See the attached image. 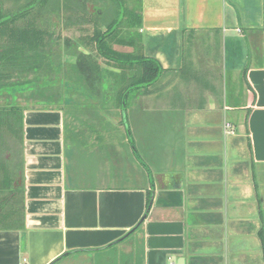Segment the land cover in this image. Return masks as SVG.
Listing matches in <instances>:
<instances>
[{
  "label": "crops",
  "instance_id": "crops-1",
  "mask_svg": "<svg viewBox=\"0 0 264 264\" xmlns=\"http://www.w3.org/2000/svg\"><path fill=\"white\" fill-rule=\"evenodd\" d=\"M133 1L162 73L102 114L109 131L59 102L23 110L0 264H264V0Z\"/></svg>",
  "mask_w": 264,
  "mask_h": 264
},
{
  "label": "trees",
  "instance_id": "trees-1",
  "mask_svg": "<svg viewBox=\"0 0 264 264\" xmlns=\"http://www.w3.org/2000/svg\"><path fill=\"white\" fill-rule=\"evenodd\" d=\"M111 1L119 9L117 17L112 18L103 28L99 24V19H102L99 10L89 16L93 29L91 34L83 38L87 48H80L72 55L74 61L71 69L73 78L81 83L86 95L105 102L109 98L107 96L104 98L103 95V69L98 58L102 59L106 65L121 70L124 84L116 90V99L120 108L124 110L128 95L137 89L147 91L158 79L163 68L158 60L145 56L139 51L138 44L136 46L133 37L129 36L125 40L117 36L118 27L124 16L128 27H138L140 14L135 15L133 9H126V0ZM58 7L57 0H32L17 11H0V96H4V102L0 103V204L3 200H11L10 210L0 214V226H4L2 224L4 221L7 222L5 225L8 227L22 225L20 192L18 188L13 187V180L18 176L17 165L20 163L22 112L27 107L36 106L37 102L22 103L18 99H30L24 94L29 93L31 89L41 87L37 86L36 81L27 80L30 73H36L41 69L53 70L57 73L62 66V61H59L52 46L55 43L53 41L55 25L44 21L45 15L57 10ZM126 35H128L127 32ZM64 42L66 45H72L67 38ZM114 44L132 49L117 51L113 47ZM92 51H95L94 54ZM6 135H11V138H16L19 142L18 148H15L18 159L17 161L12 160V163L3 155L7 146L10 147L13 144L12 141H7ZM150 201L151 194L147 198V208ZM90 251L92 249L67 251L51 264L70 254Z\"/></svg>",
  "mask_w": 264,
  "mask_h": 264
},
{
  "label": "rangeland",
  "instance_id": "rangeland-1",
  "mask_svg": "<svg viewBox=\"0 0 264 264\" xmlns=\"http://www.w3.org/2000/svg\"><path fill=\"white\" fill-rule=\"evenodd\" d=\"M32 0H0V11H17ZM58 9L48 12L45 15L44 21L49 24L55 25L53 50L58 55L59 61H62V66L57 73L53 70H42L36 73H30L27 77L29 79L36 81L37 86H41L37 89L29 90V93H23L24 96L30 97L28 103H36L39 101L46 102L50 105L55 102H59L61 106L64 107L66 111L67 124H72L75 115L82 116L83 120L76 121L80 123V127L84 129L85 135L89 133H94L97 129L101 128L100 124L103 122L106 125L108 131L113 129L111 122L106 120V116H112L114 119H120L121 108L117 103L116 90L124 84V79L122 78V71L118 68H113L106 65L102 59L98 58L102 69L103 83L102 87L104 89V98L107 96L108 101L96 100L93 97L86 95L82 89L81 83L75 81L73 78V71L71 69V64L74 61L73 54L77 53L80 48H87L83 38L86 35L91 34L93 29L92 21L89 16H92L94 12L100 11L102 14V19L100 20V25L104 28V25L109 22L112 18H116L119 9L115 3L111 0H57ZM125 8L133 9L134 14H137L135 2L133 0H126ZM80 16V17H78ZM136 27H128L126 25L125 16L122 19L118 27L117 36L127 39L129 36L133 37L135 44H138V37L136 35ZM126 32L128 35H126ZM67 38L71 41L72 45H66L64 39ZM114 49L117 51H127L128 48L122 45L114 44ZM130 50V48H129ZM128 50V51H129ZM93 54L95 51H92ZM39 72V73H38ZM72 76V78H71ZM108 88L109 91H108ZM107 92V94H106ZM138 92L133 90L128 97L135 95ZM4 96H0V103L4 102ZM23 101V99H18ZM102 114L106 115L105 117ZM96 117L97 121H94ZM100 119V122L99 119ZM149 123H152L151 121ZM90 130V131H89ZM151 130L153 128L151 127ZM112 135V132H108ZM157 133V131H156ZM159 133V132H158ZM157 133V134H158ZM10 136V138H9ZM7 141H12L10 147L3 151V155L13 161H17L18 154H15L18 148V140L16 138H11V135H6ZM80 163L88 171L93 165L89 164L90 160L86 156L81 157ZM112 162V161H110ZM113 164V162L111 163ZM95 166V165H94ZM94 166L92 168H94ZM103 166V165H102ZM96 168V166H95ZM102 170V168H101Z\"/></svg>",
  "mask_w": 264,
  "mask_h": 264
},
{
  "label": "flooded vegetation",
  "instance_id": "flooded-vegetation-1",
  "mask_svg": "<svg viewBox=\"0 0 264 264\" xmlns=\"http://www.w3.org/2000/svg\"><path fill=\"white\" fill-rule=\"evenodd\" d=\"M36 3H38V1H36Z\"/></svg>",
  "mask_w": 264,
  "mask_h": 264
},
{
  "label": "water",
  "instance_id": "water-1",
  "mask_svg": "<svg viewBox=\"0 0 264 264\" xmlns=\"http://www.w3.org/2000/svg\"><path fill=\"white\" fill-rule=\"evenodd\" d=\"M123 106H124V102H123Z\"/></svg>",
  "mask_w": 264,
  "mask_h": 264
}]
</instances>
